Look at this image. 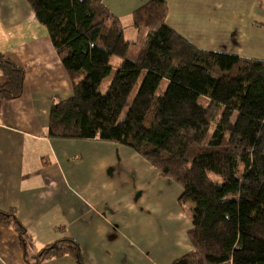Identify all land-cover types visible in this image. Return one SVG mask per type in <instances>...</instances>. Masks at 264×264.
<instances>
[{
  "label": "trees",
  "instance_id": "trees-1",
  "mask_svg": "<svg viewBox=\"0 0 264 264\" xmlns=\"http://www.w3.org/2000/svg\"><path fill=\"white\" fill-rule=\"evenodd\" d=\"M27 2L73 89L53 102L49 136L127 146L181 184L192 250L171 264H264V60L197 48L165 22V0L138 8L129 25L103 0ZM113 56L121 62L101 92ZM0 69V100L19 98L25 70L1 53ZM9 224L30 264L68 252L83 264L70 238L28 259L25 227L0 210Z\"/></svg>",
  "mask_w": 264,
  "mask_h": 264
},
{
  "label": "crops",
  "instance_id": "crops-1",
  "mask_svg": "<svg viewBox=\"0 0 264 264\" xmlns=\"http://www.w3.org/2000/svg\"><path fill=\"white\" fill-rule=\"evenodd\" d=\"M149 1L103 0L127 25ZM165 1V22L197 48L264 60V0ZM0 53L25 70L22 95L0 100V210L14 211L25 227L28 259L65 238L79 244L83 264H171L177 259L175 252L166 261L145 255L146 232L136 216L139 199L125 181L113 179L108 168L114 153L98 149L107 145L49 136L53 102L71 97L73 89L27 0H0ZM5 81L0 69V85ZM117 147L118 155L127 153ZM133 151L127 161L148 162ZM191 250L189 243L183 251ZM0 264H30L13 224L0 225ZM37 264L78 263L68 252Z\"/></svg>",
  "mask_w": 264,
  "mask_h": 264
},
{
  "label": "rangeland",
  "instance_id": "rangeland-1",
  "mask_svg": "<svg viewBox=\"0 0 264 264\" xmlns=\"http://www.w3.org/2000/svg\"><path fill=\"white\" fill-rule=\"evenodd\" d=\"M121 62V58L113 56L111 58L112 72L101 83L100 91L106 92L110 85L116 69ZM168 85V81H163L158 94L164 93ZM206 101V100H204ZM105 146H98V149L104 153L113 151L114 163L109 166L112 176L116 184L126 182L132 191L133 198L139 199L136 215L142 224L143 231L146 232V239L143 246L146 247L145 255H157L159 258L167 260L169 252H175L176 258L183 256L184 248L189 245L188 231L191 227V207L193 204L187 202L181 204L179 197L182 193V186L177 181L161 175L160 171L153 167L150 163L139 160H128L127 153L130 154V148L127 153L118 155L117 143L111 141H103L95 139ZM115 145L113 150L112 146ZM99 151V152H100ZM134 152V151H133ZM99 163V161H97ZM148 164L149 166L147 167ZM112 168V170L110 169ZM133 174H129V169ZM140 194V198L139 195ZM121 241L118 240L117 243ZM183 251V253H182Z\"/></svg>",
  "mask_w": 264,
  "mask_h": 264
}]
</instances>
